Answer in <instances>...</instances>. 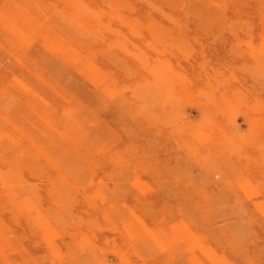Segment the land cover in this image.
<instances>
[{"label": "rangeland", "instance_id": "rangeland-1", "mask_svg": "<svg viewBox=\"0 0 264 264\" xmlns=\"http://www.w3.org/2000/svg\"><path fill=\"white\" fill-rule=\"evenodd\" d=\"M0 264H264V0H0Z\"/></svg>", "mask_w": 264, "mask_h": 264}]
</instances>
